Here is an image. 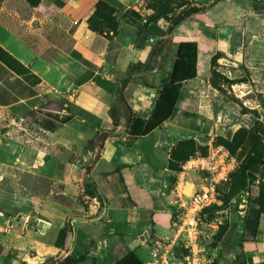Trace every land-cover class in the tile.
Here are the masks:
<instances>
[{
	"label": "crops",
	"instance_id": "obj_1",
	"mask_svg": "<svg viewBox=\"0 0 264 264\" xmlns=\"http://www.w3.org/2000/svg\"><path fill=\"white\" fill-rule=\"evenodd\" d=\"M106 1L121 16L133 9L126 0ZM98 2L41 0L33 10L23 0L0 3V47L37 78L34 83L0 62V111L22 118L61 111L78 127L73 138L54 136L56 142L45 148L0 143V225L32 217L27 229L16 226L0 234V264L67 259L117 264L130 254L142 264H158L159 244L169 241L181 222L179 182L185 179L186 194L199 185L190 173L170 179L167 166L175 144L195 140L211 146L218 136L228 138V131L249 129L256 121L212 86L216 54H222L217 72L230 80L247 79L232 91L264 123V11L243 7L251 2L226 0L210 10L223 3H229L228 9L241 5L236 15L206 16L203 23L198 14L173 34L160 23L151 24L147 46L130 52L126 40L138 29L127 19L113 43L90 30L88 19ZM184 42L198 45L197 77L182 84L170 119L142 138H130L120 98L135 116L147 119L170 76L177 46ZM61 54L63 60L56 62ZM242 213L230 216L217 248L201 247L200 264H237L239 253L246 264H264V216L256 237L240 248ZM176 250L168 256L170 264H184Z\"/></svg>",
	"mask_w": 264,
	"mask_h": 264
},
{
	"label": "trees",
	"instance_id": "obj_2",
	"mask_svg": "<svg viewBox=\"0 0 264 264\" xmlns=\"http://www.w3.org/2000/svg\"><path fill=\"white\" fill-rule=\"evenodd\" d=\"M32 7L40 4L41 0H26ZM213 5L224 2L226 0H212ZM252 6L258 13L264 11V0H252ZM204 8L195 6L189 0H175V3L164 4L163 7L153 11V14L148 18H144L139 12L130 9L123 16L118 17L117 9L106 0H99L95 6L94 13L88 19V25L91 31L106 35L110 39L107 31L116 34L119 27V20H128L129 22L138 26L137 36L140 37L146 34L143 40L151 37V30L149 25H156L159 21L163 20L168 23L167 33H172L173 30L180 26L186 20L200 14ZM120 18V19H119ZM140 45V43H138ZM220 53L216 54L212 60V86L220 91L232 102L241 107V113L252 114L256 116V121L251 128L238 129L233 137L231 150L225 145L219 143L222 138L217 137L214 140V146H224L230 154L236 158L237 166L235 171L230 176V181L225 184H220L217 187V202L220 194L225 203H230L239 199L241 196L248 195V206L250 209L246 211L243 218L244 221V235L241 239L240 248L242 243L251 237H256L258 227L262 216H264V123L259 120L257 112L248 110L243 102L231 95L232 86L237 83L247 82L246 78L238 80H230L225 75L214 70L217 68L218 60L221 59ZM197 57L198 45L196 42H184L177 46V53L174 59L173 68L169 78L161 87L159 97L151 111L150 116L145 118L137 117L133 114L127 102L120 98V106L124 109L127 116V133L130 138H142L166 122L173 115L177 103L181 97L182 84L191 81L197 77ZM0 62L6 65L16 74L25 77L26 79L37 82V78L26 68L21 62L14 58L10 53L0 47ZM133 70V69H131ZM228 90V91H227ZM209 148L195 140H183L175 144L171 150L170 159L167 169L176 177L181 174L183 166L197 154L202 156L208 155ZM120 169L116 168L115 172ZM195 181V180H194ZM196 184H201L200 181H195ZM218 212L216 215L210 213L209 219L221 218L218 226V231L214 235L212 248H217L219 243L223 240L230 222L225 220L219 214L221 210L218 208L217 203L204 209L200 216L210 211ZM176 214L174 213L173 219L175 222ZM201 222V221H200ZM176 254L182 259L186 256L187 252L182 248H177ZM79 260L67 259L61 264H77ZM117 264H142L134 254H130L124 260ZM237 264H246L244 254L237 255Z\"/></svg>",
	"mask_w": 264,
	"mask_h": 264
},
{
	"label": "rangeland",
	"instance_id": "obj_3",
	"mask_svg": "<svg viewBox=\"0 0 264 264\" xmlns=\"http://www.w3.org/2000/svg\"><path fill=\"white\" fill-rule=\"evenodd\" d=\"M2 1L3 0H0V3H2ZM126 1H127V3H129L131 5V7L133 9L138 11L144 18H148L149 16H151L153 14L154 10H157L158 8L163 7L164 4H169V3L174 4L175 3V0H126ZM242 1L244 2V4H249V2L252 3V0H247V1L242 0ZM23 2H25V4H27V6L30 8V10L37 8L40 5L39 4L36 7H32L28 1L23 0ZM189 2L195 6L204 8V11L201 12L199 14V17H198L199 19L203 20L202 21L203 23H207V21H208L209 17L207 18L206 16L219 17V16H223V15L227 14L228 12L233 14V15H236L235 12L239 10L238 8L242 7L241 5H234L231 8H229L231 10L230 11L228 9L229 3H223V4H220L217 8L210 10L214 6L212 0H189ZM251 6L252 5L249 4V6L244 5L243 7H245V9H247L248 7L251 8ZM253 9H254V7H253ZM207 10H209V11H207ZM118 17H121V15H118ZM192 18H190V19H192ZM190 19H188V20H190ZM188 20H186V21H188ZM123 21L124 20H122V19L119 20V27L117 29L116 34L111 33L109 31L106 32L110 36L109 38H110V41L112 43H113V39L115 37H118L120 35V33L123 31V29H122V22ZM185 22H183L180 26H182V27L187 26V24H184ZM158 23L162 24L165 29L168 27V23L163 21V20L159 21ZM130 24L138 29L137 25H135L133 23H130ZM180 26H178V27H180ZM178 27H176V28H178ZM17 30H19V29H17ZM174 30H173V32H174ZM173 32H172V34H173ZM145 35L146 34H143L142 36L138 37L136 34V35H133L131 39L129 38L128 40H126L129 43L128 47L132 46V47H130L131 50L130 49H128V50L130 52L142 51L147 46V42H149V40H150V38L147 39V37L145 40H143L142 38H144ZM138 43H140V45H138ZM111 46L114 47L116 50L118 49V48H116L117 47L116 44L111 45ZM118 46L121 47V45H118ZM116 55L118 56L119 54L116 53ZM63 57H64V54L57 55L54 57V60L56 62H58V61L61 62L63 60ZM137 66L142 67L143 66L142 62L137 63ZM200 66H201V70L203 73L204 68L206 66V60L203 57L201 58V65ZM131 67H133V66H128V69L130 68V70H131L132 69ZM217 69H219V66H217V68L214 70H217ZM211 81H212V77H211ZM230 94L234 96L232 89H231ZM255 118H256V116H255ZM242 123H244V125H246L248 123V121H246V119H244V120H242ZM73 129H78L77 125L72 124L70 118L67 115L63 114L61 111L59 114H54V115L52 114L51 116H49L46 112L43 111V112H40V114H30L28 116H25L24 118H22L21 114H16L14 111H2V110L0 111V143L18 142V143H20L22 145H26V146H33L35 144V146L36 147L38 146V148H41L42 146L45 148L49 144L56 142L54 139V136H56L60 140H64L65 138H73L74 137L73 132L77 131V130L73 131ZM48 132H50L51 134H48ZM225 134L228 135V138L223 137V136H218L219 138H222L219 141V143H221L222 145H225L229 150H231V147H232L231 142H232V137H233L234 133H233V131L230 130V131H228V133H225ZM215 140H216V138H215ZM212 145H214V144H212ZM39 146H41V147H39ZM204 146H207L208 148L210 147L207 144ZM218 146H221V145H218ZM28 154L31 155L32 153H28ZM190 174H194V173H190ZM170 176H171L170 179H172V178H174L175 175L170 173ZM192 177L194 178L195 181H200L201 183L204 181L202 174H194V175H192ZM190 189H191V187L189 185H187L186 191L189 192ZM222 197H223L222 194H220L219 200L217 202V206L221 210V212H219V214L222 215L225 220L229 221L230 216L234 215V214L237 216H240L239 212H243L242 216L244 217L246 215V211L248 209H250V207L248 206V203H247V200H248L247 194L241 196L239 199H236L235 201L230 202L229 204L225 203L222 200ZM180 213H181V219H182L181 210L179 211V214ZM210 213H212L213 215H216V213L218 214V212H215V210H214V211H210V212L205 213L202 216H200V221H201L200 225H201V230H202L200 245L204 250H206L207 247H211V245L213 244L214 235L218 231V226H219L220 222H222L221 218L210 220L208 217L210 215Z\"/></svg>",
	"mask_w": 264,
	"mask_h": 264
},
{
	"label": "built area",
	"instance_id": "obj_4",
	"mask_svg": "<svg viewBox=\"0 0 264 264\" xmlns=\"http://www.w3.org/2000/svg\"><path fill=\"white\" fill-rule=\"evenodd\" d=\"M236 166V158L226 148L214 145L209 147L207 156L197 154L183 166L181 172L183 177L189 173L202 174L204 181L198 186L195 185L194 191L190 194L185 193L183 184L185 179L179 182L177 193L182 219L172 238L159 244L162 255H155L160 258L158 264H170L168 256L175 248H182L187 252L184 264H200L202 256L200 214L204 209L217 203V187L230 181ZM31 220L32 217L26 215L11 224L0 225V234L9 233L16 226L27 229Z\"/></svg>",
	"mask_w": 264,
	"mask_h": 264
},
{
	"label": "water",
	"instance_id": "obj_5",
	"mask_svg": "<svg viewBox=\"0 0 264 264\" xmlns=\"http://www.w3.org/2000/svg\"><path fill=\"white\" fill-rule=\"evenodd\" d=\"M42 223H44V222H42Z\"/></svg>",
	"mask_w": 264,
	"mask_h": 264
}]
</instances>
